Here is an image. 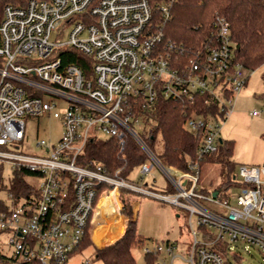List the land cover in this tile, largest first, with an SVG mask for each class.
Returning a JSON list of instances; mask_svg holds the SVG:
<instances>
[{
	"label": "built area",
	"instance_id": "1",
	"mask_svg": "<svg viewBox=\"0 0 264 264\" xmlns=\"http://www.w3.org/2000/svg\"><path fill=\"white\" fill-rule=\"evenodd\" d=\"M170 4L25 0L4 6L0 20V230L9 232L11 251L0 252V260L66 264L89 231L100 195L110 190L118 195L119 189L188 211L192 239L185 260L189 264H232L228 256L238 257L232 250L240 245L264 255V160L239 165L235 179L244 185L233 196L234 202L222 190L206 193L198 187L199 160L217 151L222 124L246 84L248 70L233 61L234 44L223 16L215 15L197 47L187 49L167 36ZM53 32L55 37L50 39ZM66 46L90 58L88 74L74 63H62L59 50ZM160 99L184 101V126L199 139L196 159L187 164V170L163 164L142 138L155 124L145 115L155 110ZM50 114L61 117V135L53 142L37 139V154L21 150L25 120ZM127 136L147 157L137 168L139 173L159 167L173 191L129 181L118 175V169L110 175L97 162L77 163L90 138H112L121 151ZM4 170H9L7 184L2 181ZM15 172L38 176V186L25 179L31 188L16 194ZM119 204L118 212L123 208ZM174 248L175 243L167 240L143 251L159 254L164 250L174 258Z\"/></svg>",
	"mask_w": 264,
	"mask_h": 264
},
{
	"label": "trees",
	"instance_id": "2",
	"mask_svg": "<svg viewBox=\"0 0 264 264\" xmlns=\"http://www.w3.org/2000/svg\"><path fill=\"white\" fill-rule=\"evenodd\" d=\"M25 0H0V20L3 8L8 3H23ZM152 3L169 1V18L165 25L167 36L182 43L187 49L197 47L211 28L215 15L223 16L230 26L231 40L234 44L233 61L240 63L248 71H253L264 64V0H151ZM59 56L63 64L74 63L81 67L85 74L90 72V58L81 52L62 47ZM1 61V57H0ZM264 82V70L261 73ZM184 102V101H183ZM182 101L160 99L155 110L147 113L145 119L152 118L155 124L149 128L147 135H142L144 142L155 148V139L159 134L162 148L156 154L159 160L166 165H171L182 170H187V164L196 159V147L199 143L197 136L189 132L185 126ZM264 136V135H263ZM233 151L232 140L218 141L217 151L208 157L199 160V166L204 161L220 163L224 169V179L217 190L227 186H243L244 183L232 176L234 163L231 160ZM146 154L139 144L130 136L125 138L123 150H119L112 138H90L83 151L78 155L77 163L88 166L91 162L100 163L110 175L115 170L118 175L128 178L131 172L137 169L145 160ZM25 172H15L13 190L16 194L27 192L31 188L24 179ZM103 187L98 189L97 195ZM127 190V189H121ZM164 191H173L167 186ZM203 192H208L202 189ZM113 195V194H112ZM103 192L94 209L93 218L102 210L112 198ZM122 203L121 214L125 216L126 227L118 238L105 244L98 245L93 232L90 237L96 248L84 234L79 245L70 253L69 258L91 248V260L99 264H137L132 248L143 245L144 237L136 231V218L133 216V204L125 198H119ZM120 214V215H121ZM90 226H88L89 228ZM102 246V247H100ZM147 264H155L158 253H144ZM0 264H12L6 259H1Z\"/></svg>",
	"mask_w": 264,
	"mask_h": 264
},
{
	"label": "rangeland",
	"instance_id": "3",
	"mask_svg": "<svg viewBox=\"0 0 264 264\" xmlns=\"http://www.w3.org/2000/svg\"><path fill=\"white\" fill-rule=\"evenodd\" d=\"M54 37L55 32L51 34L50 39H54ZM263 70L264 64L253 71L247 72L246 84L236 95L233 110L220 130L222 139L232 140L233 142L231 160L234 163V171L232 176L237 175L240 164L257 165L264 160V82L261 79ZM63 107V105L58 107V111L62 112ZM252 110H258L259 114L251 115ZM61 132V117H54L50 114L45 117L27 118L25 120V137L20 148L23 151L37 154L40 151L35 145L37 139L53 142L61 135ZM161 148L162 141L158 134L153 151L157 154ZM224 173L225 169L220 163L202 162L199 166L198 187L208 192L213 191L223 181ZM8 179L9 170H4L2 172L3 184H7ZM24 179H27L35 187L39 184L38 176L25 175ZM127 179L141 182L144 186L158 191H164L165 187L170 184L163 171L157 166L147 174H140L139 170L135 169ZM112 191L107 192V195H112ZM238 191L239 186H227L221 192L225 196H232L231 202H234L233 196ZM119 198L128 199L131 203L133 201L138 202L135 208L136 231L145 239L143 245L132 248V255L137 264H147L143 251L144 247L153 248L157 243H165L167 240L175 243L174 258H171V255L162 250L158 254L157 261L160 264H170V262L189 264L185 260L189 255V246L192 239L188 224V211L157 198L130 190L119 189L118 197L117 194L112 195L109 203L93 218L87 233L92 243L90 232H93V230L97 234L98 245L112 241L123 232L124 225L121 216L123 214L120 215V211L118 212L117 209V205L120 206L119 203H121ZM8 237V231L0 230L1 253L11 251ZM95 247L99 248L98 246ZM232 251L238 255L236 258L228 256L232 264H264V255L253 247L245 250L240 245L234 247ZM66 264H99V262L91 260V248L89 247L82 252L73 254Z\"/></svg>",
	"mask_w": 264,
	"mask_h": 264
},
{
	"label": "crops",
	"instance_id": "4",
	"mask_svg": "<svg viewBox=\"0 0 264 264\" xmlns=\"http://www.w3.org/2000/svg\"><path fill=\"white\" fill-rule=\"evenodd\" d=\"M117 197H118V195H117ZM132 204H133L134 217H135V208L137 207L138 202H137V201H133ZM119 214H121V213H119ZM117 215H118V214H117ZM121 216H122V218H123V225H124V228H125V217H124L123 215H121ZM94 221H95V220H94ZM124 228H123V232H124ZM123 232H122V233H123ZM93 233L96 235V242H97V234H96V232H95L94 230H93ZM122 233H121V234H122ZM121 234H120V235H121ZM120 235H119V236H120ZM119 236H118V237H119ZM118 237H117V238H118ZM114 239H116V238H114ZM114 239H113V240H114ZM110 242H111V241H110ZM107 243H109V242H107ZM107 243H104L103 245H105V244H107ZM93 244H94V243H93ZM94 245H95V244H94ZM95 246H96V245H95Z\"/></svg>",
	"mask_w": 264,
	"mask_h": 264
},
{
	"label": "water",
	"instance_id": "5",
	"mask_svg": "<svg viewBox=\"0 0 264 264\" xmlns=\"http://www.w3.org/2000/svg\"><path fill=\"white\" fill-rule=\"evenodd\" d=\"M102 246H104V245H102Z\"/></svg>",
	"mask_w": 264,
	"mask_h": 264
}]
</instances>
